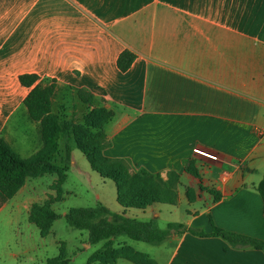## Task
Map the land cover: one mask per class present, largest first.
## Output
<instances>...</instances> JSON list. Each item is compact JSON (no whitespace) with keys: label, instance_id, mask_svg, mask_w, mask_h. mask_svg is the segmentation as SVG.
Returning <instances> with one entry per match:
<instances>
[{"label":"crops","instance_id":"obj_1","mask_svg":"<svg viewBox=\"0 0 264 264\" xmlns=\"http://www.w3.org/2000/svg\"><path fill=\"white\" fill-rule=\"evenodd\" d=\"M127 49L137 58L123 72L117 61ZM24 73L38 74L39 88L56 82L52 109L61 120L85 123L96 107L114 112L102 128L111 142L106 156L165 180L180 175L177 204L124 207L115 182L91 166L75 130L60 126L56 149L43 162L62 172L58 202L78 198V183L94 196L90 205L69 206L61 215L51 205L72 228L89 233L74 254L90 252L89 261L132 248L154 264H264V249L178 230L184 224L211 233L212 217L223 229L264 239L257 190L264 174V0H0V102L12 104L6 111L0 103V120L15 114L20 122L25 115L37 128L33 136L18 127L33 145L27 155L19 152L27 158L42 143L35 141L40 123L23 103L30 91L19 81ZM82 89L93 94V104L79 97ZM196 146L220 160L195 154ZM191 161L199 176L187 171ZM108 180L117 191L111 197L98 186ZM29 181L0 213L25 212L29 219L38 202L35 187L25 192ZM117 216L167 236L143 240ZM112 264L137 263L122 256Z\"/></svg>","mask_w":264,"mask_h":264},{"label":"trees","instance_id":"obj_2","mask_svg":"<svg viewBox=\"0 0 264 264\" xmlns=\"http://www.w3.org/2000/svg\"><path fill=\"white\" fill-rule=\"evenodd\" d=\"M137 54L131 50H124L117 61L121 71H127L136 60ZM39 80L36 73H24L19 76L21 85L30 89L23 103L29 115L40 123V139L42 147L27 158L22 157L13 146L0 135V208L5 202L13 198L25 185L28 178L38 176L46 172H58L60 184L63 181L62 172L59 169L44 167L36 171V167L42 165L45 157L56 149L53 138L60 126L65 129L73 128L77 134L91 166L101 175L112 179L118 191V200L124 207L146 208L154 203L177 204L179 201L178 182L180 175L171 173L165 180L160 174H153L144 169L133 171L131 165L124 159L110 158L104 154V150L111 144L108 136L103 131L105 122L114 115V112L105 108H93L85 115V123L73 120H61L52 109V97L56 89V82L39 88L35 86ZM79 97L86 103L93 104L94 96L87 90H80ZM187 171L199 176V171L193 161L186 167ZM264 201V174L257 185ZM61 189L59 188V197ZM216 197V199H218ZM60 217L48 203H33L29 221L35 223L40 234L46 237L50 234L52 226ZM213 231L206 233L203 229L181 224L179 232H191L200 236H219L234 246L255 247L264 249V239L246 234L232 232L217 226L212 217ZM116 221H121L132 227L139 237L147 241H159L167 235L140 225L123 216H117ZM174 227V225H171ZM122 256L130 257L137 264H154L145 254L132 248L113 251L109 254L93 256L87 264L100 261L103 264H112ZM46 264H72L71 260L63 254L47 260Z\"/></svg>","mask_w":264,"mask_h":264},{"label":"rangeland","instance_id":"obj_3","mask_svg":"<svg viewBox=\"0 0 264 264\" xmlns=\"http://www.w3.org/2000/svg\"><path fill=\"white\" fill-rule=\"evenodd\" d=\"M0 103L3 104L5 109L12 106L8 101H1ZM6 111H8V109ZM15 111L18 112V109L16 108ZM14 115L11 117L7 114L1 116L0 121H5V124L3 123L1 126L0 135L13 145L18 153L20 152L22 155H27L32 150L31 147H33V145L29 143V139L25 137L22 133L23 131L18 127L22 125L21 127L28 128L31 130L33 136H36L37 128L34 127L33 124L28 123L25 115L24 117L21 116L20 122L16 121L18 116L16 115V117H14ZM35 141L38 147L41 142L39 136H37ZM85 162L88 164L87 161ZM42 168H44L43 164L37 166L36 171ZM40 175L30 178V181L33 180V183H28L26 185L25 192L35 187L37 189V194L33 192V196H35L34 200L38 201L40 204L48 203L50 206L54 205L53 208L60 215L69 206H87L94 200V196L91 192L89 194L86 193V190H88L87 185L82 186L78 183L77 186L81 194L78 198L76 196H71L66 203L58 202L60 199L59 188L61 189L60 178L53 181L49 176H45V173ZM76 181L77 180H72L71 178L68 186L74 187ZM98 186L101 191H105L106 195L110 197L113 194H117L116 186L111 180L107 181L106 187H102L101 183H99ZM46 191H48V196H45L44 192ZM82 191L85 193H82ZM83 195L84 197H82ZM215 195L218 197L217 193H215ZM8 215V209L0 213V264H46L48 259L57 257L61 254L69 258V260H71L70 257L73 256L74 260H71L72 264H87L90 252H78L76 255L74 251H77V248L82 246L80 243L81 239H88L89 233L87 234L86 230L72 228V226L67 223L65 216H61V218L59 217L60 219L58 218L55 220L50 234L43 237L37 225L29 221L25 212H18L14 217ZM64 240L69 242L68 246Z\"/></svg>","mask_w":264,"mask_h":264},{"label":"built area","instance_id":"obj_4","mask_svg":"<svg viewBox=\"0 0 264 264\" xmlns=\"http://www.w3.org/2000/svg\"><path fill=\"white\" fill-rule=\"evenodd\" d=\"M194 153L197 155H200L202 157H205L209 160L212 161H219L220 160V156L217 152L209 149V148H205V147H201V146H196L194 148Z\"/></svg>","mask_w":264,"mask_h":264}]
</instances>
